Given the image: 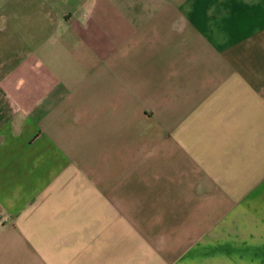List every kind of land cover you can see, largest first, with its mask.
Wrapping results in <instances>:
<instances>
[{
    "label": "crops",
    "instance_id": "obj_1",
    "mask_svg": "<svg viewBox=\"0 0 264 264\" xmlns=\"http://www.w3.org/2000/svg\"><path fill=\"white\" fill-rule=\"evenodd\" d=\"M0 264H264V0H0Z\"/></svg>",
    "mask_w": 264,
    "mask_h": 264
}]
</instances>
